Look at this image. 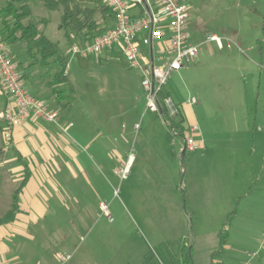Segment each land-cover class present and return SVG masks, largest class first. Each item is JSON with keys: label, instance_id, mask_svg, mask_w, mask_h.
Wrapping results in <instances>:
<instances>
[{"label": "rangeland", "instance_id": "374dc122", "mask_svg": "<svg viewBox=\"0 0 264 264\" xmlns=\"http://www.w3.org/2000/svg\"><path fill=\"white\" fill-rule=\"evenodd\" d=\"M7 1L0 0V8ZM182 1L203 33L228 37L236 47L211 52L206 50L216 43L206 42L200 61L174 73L164 88L177 104L197 101L198 124L188 122L180 135L159 114L146 110L139 74L125 60V65L112 63L104 53L67 55L74 41L59 29L63 8L49 11L40 0H30L33 18L47 21L46 36L68 57L75 86L76 101L69 111L46 102L91 139L89 151L81 146L90 177L81 175V185L90 188L92 182L97 191L88 193L89 204L81 200V211H51L55 218L48 219L45 243L54 246L52 264H210L225 228L223 264H264V0ZM11 51L22 76L26 55L21 60ZM38 68L36 76L51 78L52 70L48 74ZM3 111L0 93V218L19 185ZM194 126L196 148L186 150L182 162L185 134ZM233 131L245 136L231 137ZM205 133L212 138L204 135L203 147ZM127 164L129 172L122 178ZM49 181L57 185L54 177ZM101 202L109 206L112 220L101 211ZM67 216L81 219L74 227L61 225ZM61 255L71 260L61 262Z\"/></svg>", "mask_w": 264, "mask_h": 264}, {"label": "crops", "instance_id": "0c3cea01", "mask_svg": "<svg viewBox=\"0 0 264 264\" xmlns=\"http://www.w3.org/2000/svg\"><path fill=\"white\" fill-rule=\"evenodd\" d=\"M95 4H104V2L103 0H93L91 5L97 6ZM131 14L133 17L142 16V8H133ZM190 19L192 20L189 22V31L192 33L195 41H201L206 33H203L202 27L194 21L193 17ZM98 21L105 26L103 32L115 25L114 16H109L106 19L99 17ZM71 38L73 37L71 36ZM75 40L77 39L73 38V41ZM165 46H167L166 41H163L161 44H155L153 54L156 59L160 57V50ZM202 49L203 47L200 49V53ZM214 49L224 51L227 48L226 46L219 47L216 44V46L214 45V47L206 51L213 52L215 51ZM103 56L112 63H117L121 60L120 62L124 64V60L126 61L120 46H115L107 50ZM24 76V82L28 90L44 101L47 100L50 106L53 107L55 98L52 92L46 88L47 81L43 78L44 76H40L39 78L34 72L27 70L24 71ZM138 83L139 87H141L140 74L138 75ZM0 93L4 96L5 107L6 96L1 87ZM168 95L171 97L169 93ZM238 99H243V97L241 96ZM187 101L184 103H175L179 105L180 111L185 118L186 126L188 122L190 124L192 123V125L198 124L194 111L196 104L189 105L186 104ZM61 122L63 125L73 123L74 126L65 134L54 124L29 117L20 126L10 129L8 132L11 151L15 149L21 155L22 160L29 165L31 176L20 196L21 212L17 216V220L11 224L0 226V264H52L53 255H55V251H53L54 246L50 247L45 243V227L48 226L50 222L48 219H51L50 216L53 215L51 211L66 212L70 211L71 208L81 211L83 205L81 200L83 199L89 204L87 198L88 193L92 190L96 191L95 187L92 186V182L88 186L90 188L81 185V175L86 180L88 178L90 180L85 170L89 164V159L84 150L89 151L91 149V139L88 138L83 129L76 126L74 121L71 122L70 119H66L64 115L62 116ZM203 122L205 126L208 125L205 120ZM237 129L240 132L239 126ZM207 134L209 141L212 138L210 137V133L203 134L204 139L201 142L203 147H205L206 143L204 135ZM222 135L226 136V132ZM230 136L242 138L245 135H240V133L235 134L233 131L230 133ZM244 140L245 138L242 139L243 143ZM81 141H84L85 144L82 145ZM81 146H83L84 150L81 149ZM12 153L14 157L10 162L16 164L15 169L18 171L16 180L20 185L25 171L19 158L13 151ZM52 168H55L56 172L52 171ZM52 177L56 179V186L52 185V182L49 181ZM52 218H55V214ZM66 219L64 220L65 222H61V225L74 227L76 224L78 225L81 217H76L70 221L67 216ZM61 246L64 247L65 242H62ZM62 257L61 255L60 260Z\"/></svg>", "mask_w": 264, "mask_h": 264}, {"label": "built area", "instance_id": "2783aa9c", "mask_svg": "<svg viewBox=\"0 0 264 264\" xmlns=\"http://www.w3.org/2000/svg\"><path fill=\"white\" fill-rule=\"evenodd\" d=\"M104 4L114 12L115 25L92 39L76 41L70 46L67 55L74 57H98L115 46L123 50L127 64L131 70L141 76V87L144 91L146 110L159 114L164 120H175L179 117V105L170 96H163L164 88L174 73L188 67L199 58L200 49L206 42L216 43L227 49L236 47L228 37L216 34L206 35L205 39L195 41L189 31L190 9L182 0H103ZM141 7L142 16L133 17L131 10ZM167 42L161 48L160 57L155 58V44ZM69 73V64L66 75ZM0 86L6 96L3 118L10 129L20 126L27 118L34 117L56 125L63 133H67L74 125H63L61 114L53 110L42 98L31 93L24 82L11 48L0 40ZM195 98L186 104L194 105ZM160 107L163 115L160 114ZM197 127L189 129L185 134V148L193 151L196 143L193 135ZM131 158L129 159V161ZM129 172V164L121 171L125 178ZM103 214L112 220L109 206L100 203ZM71 256H63L61 262H68Z\"/></svg>", "mask_w": 264, "mask_h": 264}, {"label": "trees", "instance_id": "16d2710c", "mask_svg": "<svg viewBox=\"0 0 264 264\" xmlns=\"http://www.w3.org/2000/svg\"><path fill=\"white\" fill-rule=\"evenodd\" d=\"M40 1L49 11L63 8L59 29L65 31L67 37L72 36L77 39L73 43L100 35L105 30V26L99 23L98 18L106 19L109 16H114L113 10L105 4L91 5L93 0ZM142 13L144 14L143 9ZM47 25L45 19L35 20L33 18L30 0H8L0 8V40L10 48L15 49L14 52L22 57L21 60L23 59L22 53L26 55L28 66L25 68L27 71L34 72L38 67V70L42 71L41 67L47 69L49 74L52 70L51 78L46 82V88L52 92L60 110L66 112L72 108L76 101L75 87L69 80V73L66 75L69 64L68 57L61 51L57 43L46 36L45 28ZM21 48L24 51H21ZM23 75L22 78L24 79L25 76ZM166 95L169 96L163 92L162 97ZM179 118L180 120L177 121L169 119L167 121L176 133L183 135L185 118L181 111ZM12 151L19 158L25 172L23 180L12 195L10 209L0 218V226L11 224L17 220V216L21 212L20 196L31 176L29 165L22 160L21 155L15 149ZM1 186L2 181L0 179V188ZM229 223L230 221L227 220L226 227L229 226ZM227 236L228 230L225 228L219 234V249L211 254L210 264H223L221 257L228 244ZM189 264H193L192 261Z\"/></svg>", "mask_w": 264, "mask_h": 264}, {"label": "water", "instance_id": "95a60500", "mask_svg": "<svg viewBox=\"0 0 264 264\" xmlns=\"http://www.w3.org/2000/svg\"><path fill=\"white\" fill-rule=\"evenodd\" d=\"M160 114L163 115V110L162 108L160 107ZM165 121V124L171 126V124L167 121V120H164ZM185 152H186V148L183 149L182 151V154H181V161L183 162V159L185 158ZM193 247V240H192V237L190 238V244H189V247H188V253L190 254L191 253V249Z\"/></svg>", "mask_w": 264, "mask_h": 264}]
</instances>
